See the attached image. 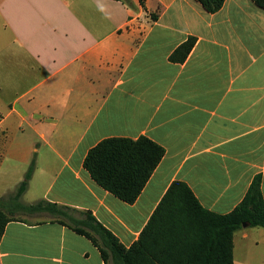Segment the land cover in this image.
I'll use <instances>...</instances> for the list:
<instances>
[{
  "label": "crops",
  "instance_id": "1",
  "mask_svg": "<svg viewBox=\"0 0 264 264\" xmlns=\"http://www.w3.org/2000/svg\"><path fill=\"white\" fill-rule=\"evenodd\" d=\"M190 37L186 61H172ZM0 116V199L35 162L19 203L67 213L11 204L49 217L10 213L0 264H105L71 228L85 213L129 248L176 181L219 215L258 178L264 200V10L254 0H225L216 13L195 0H0ZM115 137L165 150L134 204L84 166ZM234 264H264V227L235 232Z\"/></svg>",
  "mask_w": 264,
  "mask_h": 264
},
{
  "label": "trees",
  "instance_id": "2",
  "mask_svg": "<svg viewBox=\"0 0 264 264\" xmlns=\"http://www.w3.org/2000/svg\"><path fill=\"white\" fill-rule=\"evenodd\" d=\"M127 2L128 0H122ZM141 4L144 0H140ZM209 13L218 12L225 0H195ZM264 10V0H254ZM196 44L190 37L170 57L177 63L188 58ZM165 150L146 137L108 138L93 147L84 162L92 179L104 190L127 204H134L162 161ZM35 170L32 162L16 194L9 201L0 199V241L12 220L6 210L16 203L28 212H48L67 216L64 208L46 201L22 206ZM256 179L241 204L231 213L219 215L205 210L190 187L174 182L163 197L139 240L129 248L94 216L71 228L87 237L99 249L105 264H234V234L244 224L264 227V200Z\"/></svg>",
  "mask_w": 264,
  "mask_h": 264
},
{
  "label": "rangeland",
  "instance_id": "3",
  "mask_svg": "<svg viewBox=\"0 0 264 264\" xmlns=\"http://www.w3.org/2000/svg\"><path fill=\"white\" fill-rule=\"evenodd\" d=\"M13 204H16V203H13ZM21 210H23L24 211V209H22L21 207H19ZM6 212H7V215L8 216H10L9 214L10 213H12L10 210H6ZM25 212V211H24ZM26 212H28L27 210H26ZM24 215L26 218L25 219H27V220H31V221H34L35 220V218H37V220H39V221H43V220H46L47 218L46 217H49V215H44V214H41V215H35V216H29V215H27V214H25V213H22V212H20V211H18V212H16V213H12V215ZM36 220V221H37ZM109 264H113V262L110 260L109 261Z\"/></svg>",
  "mask_w": 264,
  "mask_h": 264
},
{
  "label": "built area",
  "instance_id": "4",
  "mask_svg": "<svg viewBox=\"0 0 264 264\" xmlns=\"http://www.w3.org/2000/svg\"><path fill=\"white\" fill-rule=\"evenodd\" d=\"M1 127H2V117L0 116V134H1Z\"/></svg>",
  "mask_w": 264,
  "mask_h": 264
},
{
  "label": "water",
  "instance_id": "5",
  "mask_svg": "<svg viewBox=\"0 0 264 264\" xmlns=\"http://www.w3.org/2000/svg\"><path fill=\"white\" fill-rule=\"evenodd\" d=\"M246 226H247V224H244V225H243V227H246Z\"/></svg>",
  "mask_w": 264,
  "mask_h": 264
}]
</instances>
